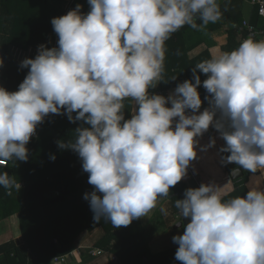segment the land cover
Listing matches in <instances>:
<instances>
[{
    "label": "clouds",
    "instance_id": "9594fccd",
    "mask_svg": "<svg viewBox=\"0 0 264 264\" xmlns=\"http://www.w3.org/2000/svg\"><path fill=\"white\" fill-rule=\"evenodd\" d=\"M87 2V13L77 4L52 18L58 46L41 44L35 58L21 62L29 71L18 90L0 86V160L27 161L26 146L49 114L83 121L88 127L75 129L74 142L57 144L76 152L88 173L93 191L83 198L94 220L104 217L115 228L146 216L188 175L198 146L216 144L200 146L210 127L225 142L221 163L239 166L233 174L264 169V39L214 52L165 97L150 92L162 81L165 42L185 25L199 30L220 20L218 0ZM201 84L208 93L203 111ZM126 99L135 102L129 118ZM14 185L21 188L0 173V186ZM175 207L188 219L172 237L181 264H264V188L225 199L221 186L201 183Z\"/></svg>",
    "mask_w": 264,
    "mask_h": 264
},
{
    "label": "trees",
    "instance_id": "16d2710c",
    "mask_svg": "<svg viewBox=\"0 0 264 264\" xmlns=\"http://www.w3.org/2000/svg\"><path fill=\"white\" fill-rule=\"evenodd\" d=\"M233 1L226 0L220 5L221 19L226 15L222 9L231 5ZM12 6V0H0L2 59L8 58L7 47L10 44L22 47L32 44L37 48L43 44L52 48L55 36L52 18L46 20L42 15L37 22H33L26 15H20V11H14ZM75 7L76 5H70V10ZM86 10L89 11L84 5L81 11L86 13ZM53 12L55 15L61 13ZM232 20L235 26L229 30L228 41L223 46L225 51L238 47L247 35V30L242 28L241 38L237 40L238 26L243 22L241 14L236 13ZM248 22L260 31L255 39L262 38L264 16L258 15L256 8ZM26 23L32 24L30 35L26 33L24 26ZM196 23L201 24L198 17ZM210 24L212 27L216 26V23ZM204 41L201 29L195 30L185 25L165 42L164 72L160 82L162 91L192 78V67L202 62L208 53L205 50L195 58H189L188 52L199 42ZM211 43L212 41H208L207 44ZM10 62L9 68L16 72L22 82L26 75H22L20 71L24 68H20L12 60ZM198 74L202 81L207 78L203 73ZM6 76L8 78L9 73ZM174 78L176 79L173 80ZM203 90L205 89L201 84L198 91ZM124 104L125 117L129 118L132 100L126 99ZM81 125L88 127L83 121L70 122L67 115L49 114L41 123L37 136L32 137L26 146L29 149L28 160L13 159L7 161L6 166H1L0 173L8 172L15 182L22 181L23 187L18 189L13 186L11 189H5L0 186V219L18 213L22 238L19 244L13 240L0 244V264H51V258L71 252L75 248L76 238L82 232L91 231L96 226H100L103 232L92 246L112 253L118 258L119 264H145L143 258L153 264H181L175 260L178 246L151 252L139 218L134 219L130 225L120 228H115L110 220L104 217L94 220L89 202L83 198L86 192L93 191V186L88 183V173L83 172L81 160L76 152L71 149L62 150L57 144V141L74 142L75 129ZM53 155L54 160L51 159ZM245 180L243 177L240 181L243 184ZM187 188V184L181 180L170 189L168 196L183 199ZM246 192L247 189L242 185L223 197L230 199L243 196Z\"/></svg>",
    "mask_w": 264,
    "mask_h": 264
},
{
    "label": "crops",
    "instance_id": "0c3cea01",
    "mask_svg": "<svg viewBox=\"0 0 264 264\" xmlns=\"http://www.w3.org/2000/svg\"><path fill=\"white\" fill-rule=\"evenodd\" d=\"M224 1L226 2V0H218L219 5L224 3ZM12 4L14 11H20V15H26V17L32 19L33 22H37L42 15L46 20L65 15V9L70 5L72 6V4L85 5L86 8L90 10L87 0H72V2L71 0H43V2L41 0H12ZM230 4L231 5L222 9V12L226 15H224V18L218 20L216 24L214 23L216 25L215 27H212L209 23L207 26L200 28L205 37V41L199 42V44L194 46L188 52L189 58H195L206 50L208 53V55L204 58V60H206L209 59L214 52L225 51L223 46L228 41L229 30L235 26V22H233L232 17L236 13L241 14L243 21L250 20L255 8L250 0H234ZM53 11H60L61 13L60 15H55L56 13L54 14ZM24 26L26 28L27 35H30L32 32V30L30 31L32 24L26 23ZM238 27L236 39L240 40V30L242 28L241 26ZM260 39H264V36ZM57 41L58 36L55 33L52 47L58 46ZM208 41H212V43L209 45L207 44ZM7 48L8 58L2 59L0 54V60L3 61L2 66H0V86L4 87L8 91H16L18 90V86L21 81L19 80L16 72L9 68L8 64L11 63L10 61L12 60L21 68V62L25 58H35L38 54V48L32 44L27 45V47L10 44ZM21 70L22 71L20 72L24 76L27 75L29 71L28 68ZM172 71L175 72V70ZM8 73L9 77L7 78L6 75ZM157 83V86L150 89V92L155 89H160V82ZM175 88L176 86L164 90L166 97L173 92ZM199 93L202 100L201 111H203L205 107H208V103L204 99L208 93L206 90ZM134 110L135 102L132 101L131 113L134 112ZM198 139L200 141V146L207 145L211 139H215L216 144L207 151H200V147L198 146L197 151L199 158L192 161V166L189 167L188 175L182 179L187 184L188 188L199 187L201 183L215 182L217 185L221 186L223 196L228 192H231L233 189L242 187V185L247 189V191L250 187L254 186L264 188V169L258 170L255 174L240 169L242 175L235 179H231L229 175L230 171L239 166H236L235 164L225 165L221 163L222 154L219 152V149L224 146L225 142L220 138L219 133L214 128L210 127L209 130ZM1 168L2 167L0 166V169ZM243 177H245L246 180L242 184V181L240 180ZM16 183H20L21 188L23 187L22 181ZM175 200L176 198L172 196L160 197L157 199L156 206L149 211L146 216L139 218L151 252H158L163 249L178 246L173 243L172 237L178 234L182 235L183 229L181 228L182 226L178 228L172 227L182 218L180 211L175 207ZM100 232V226H96L91 231L82 232L75 240V248L71 252L65 254V261L53 262L51 260V264H102L103 261L105 262V260H108L109 258L113 260L114 255L112 253L90 245L92 242L91 238L99 235ZM8 240H13L17 244L22 241L18 213H13L0 219V244Z\"/></svg>",
    "mask_w": 264,
    "mask_h": 264
},
{
    "label": "built area",
    "instance_id": "2783aa9c",
    "mask_svg": "<svg viewBox=\"0 0 264 264\" xmlns=\"http://www.w3.org/2000/svg\"><path fill=\"white\" fill-rule=\"evenodd\" d=\"M251 3L255 6L256 10H257V13L258 15L260 16H264V0H250ZM72 2V0H71ZM70 10V6H68L64 13L67 14V12ZM241 28H245L247 30V35H246V38L248 37H252V38H256V36H258L260 34V31H258L255 26H253L252 24H250L247 20H244L241 24ZM151 93H155V94H161V95H164L166 97V94L164 91L160 90V89H155L154 91H152ZM41 128V123L37 126V129H36V133L33 137H36L39 130ZM7 164V161H4V160H0V166H6ZM65 255H62V256H58V257H53L51 260L53 262H62V261H65V258H64Z\"/></svg>",
    "mask_w": 264,
    "mask_h": 264
},
{
    "label": "water",
    "instance_id": "95a60500",
    "mask_svg": "<svg viewBox=\"0 0 264 264\" xmlns=\"http://www.w3.org/2000/svg\"><path fill=\"white\" fill-rule=\"evenodd\" d=\"M229 175H230L231 179H235V178L241 176L242 175V172L240 170L239 173L236 175V174H233L232 171H230ZM187 223H188V219L182 217L181 220L178 221L173 227L174 228H178L179 225L183 226V224L186 225ZM143 262L145 264H153L152 262L148 261L146 258H143Z\"/></svg>",
    "mask_w": 264,
    "mask_h": 264
},
{
    "label": "rangeland",
    "instance_id": "374dc122",
    "mask_svg": "<svg viewBox=\"0 0 264 264\" xmlns=\"http://www.w3.org/2000/svg\"><path fill=\"white\" fill-rule=\"evenodd\" d=\"M173 227V226H172ZM102 232H103V229L101 228V232H100V234H102ZM99 234V235H100ZM99 235H96V236H93L92 238L91 237H89V238H91V246L93 245V243L96 241V239L99 237ZM51 263H52V261H51ZM102 264H119V260H118V258L116 257V256H113V260H111L110 258L108 259V260H105V262L103 261V263Z\"/></svg>",
    "mask_w": 264,
    "mask_h": 264
}]
</instances>
